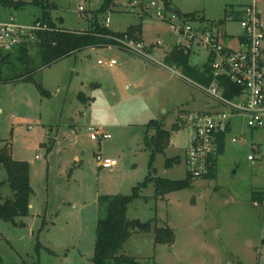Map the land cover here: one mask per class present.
I'll list each match as a JSON object with an SVG mask.
<instances>
[{"label": "rangeland", "instance_id": "1", "mask_svg": "<svg viewBox=\"0 0 264 264\" xmlns=\"http://www.w3.org/2000/svg\"><path fill=\"white\" fill-rule=\"evenodd\" d=\"M23 1L28 4L19 9L0 4V23L13 16L19 25L35 26L42 10L31 0ZM50 1L57 6L51 12L59 28L83 31L104 0ZM170 1L176 10L196 12L209 24H219L223 43L239 46L242 28L231 8L252 0ZM115 2L98 13L99 22L123 32L141 21L144 47L147 52L152 47L149 52L155 58L186 43L168 22L156 17V9L138 15L131 0ZM258 8L264 20V0ZM0 53L8 54L2 49ZM10 54L0 81V147L10 141L13 157L30 163L34 194L30 215L16 219L23 226L0 218V264H93L96 226L105 216L98 198L130 194L150 171L152 176L185 179L190 130L183 115L200 112L213 100L197 86L202 83L194 74L179 67L182 75H171L118 46L83 47L36 69L34 81L28 82L10 79L20 68L18 51ZM111 57L118 63L113 68L98 62ZM208 58L207 51L195 47L190 66L200 68ZM34 59L38 65L39 57ZM38 85L50 95H42ZM81 93L88 99L80 98ZM152 120L168 129L178 122L181 128L172 132L164 152L156 153L151 168ZM89 126L103 128L111 138L91 140ZM232 137L239 139L232 142ZM97 154L118 164L102 168ZM176 157L179 162L167 167L166 161ZM216 161V178H193L188 188L164 197L155 195L153 182L142 188L141 196L128 206L127 216L136 227L120 253L136 258L138 264H264V131L250 128L243 117L234 118L224 153ZM5 178L2 168L0 179ZM256 191L263 192V200L254 204ZM11 195L4 186L3 196ZM166 226L174 231V242L156 243L155 228Z\"/></svg>", "mask_w": 264, "mask_h": 264}, {"label": "trees", "instance_id": "2", "mask_svg": "<svg viewBox=\"0 0 264 264\" xmlns=\"http://www.w3.org/2000/svg\"><path fill=\"white\" fill-rule=\"evenodd\" d=\"M115 2V0H104L99 11L95 14L91 21L89 29L83 31L68 30L59 28L56 20L52 17V10L57 6L50 0H31V4L38 6L42 10V16L36 22L47 24L54 30H38L35 32L33 40L25 38L18 46L13 49L18 51V60L20 68L18 73L10 79L16 81H34L33 73L36 69L49 66L58 62L65 57L70 56L76 51L86 46L103 45V46H118L125 49L123 42L133 41L135 43H143V26L141 21L137 24L130 25L123 32H115L108 28L98 20V13L106 11ZM160 2L168 9L171 6L170 0H160ZM0 4L10 9L14 7L19 9L25 7L28 2L19 0H0ZM175 12L181 14L178 10ZM240 11H237L239 15ZM198 13L183 14L186 17L194 18ZM205 20L204 17H201ZM11 51H6L4 56L0 53V81H4V67H9V59ZM35 52V54H33ZM39 57V64L36 65L34 58ZM191 52L186 50L180 44H176L165 55V62L168 65H176L183 71L194 74L202 84L209 85L212 82V71L209 64H205L202 69H194L190 66ZM233 85V84H232ZM42 95L48 96L49 92L38 85ZM225 94L231 96L226 90ZM80 98L87 100L88 98L81 93ZM148 127L155 129V134L152 137L154 143V152L151 154L150 166L152 168L156 153L164 152L170 143L173 131L181 128V125L176 122L171 129H167L158 120H152ZM226 136L222 135L219 142L218 154L212 158V165L209 168L205 177L216 178L217 171V156L224 153ZM179 162V158H173L166 161V166L170 167L174 163ZM4 168L6 178L0 179V218L5 221H10L14 226H23V222H17V218H23L30 215L31 197L34 194V189L31 184L30 163L24 160H16L13 157V146L10 141H7L0 147V170ZM193 178L188 172L185 179L174 180L160 176H152L150 171L148 177L138 186L132 189L130 194L117 195H101L98 202L101 208L105 210V216L99 218L95 231V249L93 264H138L136 258L120 253L124 244L132 235V228L136 227L134 221H131L127 216L128 206L134 200L141 196L140 191L145 188L148 183L153 182L155 186V195L157 197L165 196L166 194L178 190L188 188L192 184ZM8 185L12 195L3 196V187ZM263 192H255L252 201L254 204L262 202ZM150 227V224H145L144 228ZM155 242L173 243L175 240L174 231L166 227H156ZM264 243V238L262 239ZM37 250H40L41 244L38 241L36 244Z\"/></svg>", "mask_w": 264, "mask_h": 264}, {"label": "built area", "instance_id": "3", "mask_svg": "<svg viewBox=\"0 0 264 264\" xmlns=\"http://www.w3.org/2000/svg\"><path fill=\"white\" fill-rule=\"evenodd\" d=\"M260 1L252 0L247 5L231 8L236 15L240 11L237 22L242 28L238 37L239 46L235 49L223 43L219 24H209L201 19V15L192 18L168 11L160 0L161 5L156 0L150 4H143L142 0L130 2L138 15L146 14L151 8L156 9V17L168 22L171 30L186 39L185 44L179 43L186 50L192 53L195 47H200L209 54L205 64L208 63L211 68L212 82L209 85L198 83L197 86L213 100L214 105L205 112L183 115L184 123L190 130L186 162L192 178L208 173L212 158L218 154L220 138L230 132L234 118L243 117L250 128L264 131V20L258 8ZM109 21L110 17H107L106 22ZM38 30L54 29L42 22L32 27L22 26L11 16L9 21L0 23V49L10 51L25 38L33 40ZM123 44L125 49L172 70L176 75H182L176 65H168L165 59L163 62L154 60L142 42L125 41ZM98 62L109 67L117 63L116 59ZM226 90L231 96L225 94ZM88 132L91 140L111 138L110 133L99 127L89 126ZM238 139L232 137L231 141L237 142ZM254 150L258 151V148ZM249 159L255 160V157L251 155ZM96 160L102 168H113L118 164L116 159L102 154H97Z\"/></svg>", "mask_w": 264, "mask_h": 264}, {"label": "crops", "instance_id": "4", "mask_svg": "<svg viewBox=\"0 0 264 264\" xmlns=\"http://www.w3.org/2000/svg\"><path fill=\"white\" fill-rule=\"evenodd\" d=\"M143 1V0H142ZM144 1H146V0H144ZM116 5H117V3H116ZM116 5H114V6H116ZM172 6V5H171ZM173 7V6H172ZM174 8V7H173ZM8 10V9H7ZM176 9L174 8V11H175ZM178 10V9H177ZM181 14H187V13H183V12H181L180 10H178ZM11 17V16H10ZM146 42H145V39H144V32H143V44H145ZM149 49V51L151 50V49H153L152 47L151 48H148ZM171 49V48H170ZM148 51V52H149ZM170 51V50H169ZM150 53V52H149ZM167 53H168V51H167ZM166 53V54H167ZM166 54H162V58H160V59H157V58H155V56L153 55V54H151L152 55V57L154 58V60H156L157 62H163V60L165 59V55ZM110 59H114V58H110ZM147 60V59H146ZM149 61H151V60H149ZM152 63H155L156 65H158V67L161 69V70H164V71H167V72H169L171 75H172V73H173V71L172 70H170V69H168V68H165V67H162L161 65H159V64H157L156 62H154V61H151ZM118 63H116V65H117ZM115 65V66H116ZM115 66H113V67H115ZM204 66V64L200 67L201 69H202V67ZM109 67V66H108ZM112 67V68H113ZM184 77V76H183ZM130 86V85H129ZM108 87V86H107ZM212 105H214L213 104V102H211V103H209L208 102V104H207V106L202 110V111H200V112H205V111H207V109H209L210 108V106H212ZM103 129V128H102ZM168 129V128H167ZM231 130H232V126H231ZM230 130V131H231ZM188 147V146H187ZM186 152H187V148H186ZM32 205V204H31Z\"/></svg>", "mask_w": 264, "mask_h": 264}, {"label": "water", "instance_id": "5", "mask_svg": "<svg viewBox=\"0 0 264 264\" xmlns=\"http://www.w3.org/2000/svg\"><path fill=\"white\" fill-rule=\"evenodd\" d=\"M113 5H116V2H113ZM168 11H174V8L172 6L168 7ZM63 21V20H62ZM139 227H144V224H139ZM92 262H94V258L91 259Z\"/></svg>", "mask_w": 264, "mask_h": 264}]
</instances>
